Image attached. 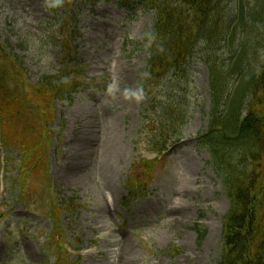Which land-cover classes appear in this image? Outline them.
<instances>
[{
    "label": "rangeland",
    "instance_id": "1",
    "mask_svg": "<svg viewBox=\"0 0 264 264\" xmlns=\"http://www.w3.org/2000/svg\"><path fill=\"white\" fill-rule=\"evenodd\" d=\"M237 1L228 0L227 10L233 11ZM50 7L48 0H0V40L23 59L30 85L61 70L60 50L39 40L46 28L41 22L54 18ZM77 9V36L70 41L86 64L87 87L73 95L72 102L55 104L58 120L52 126L48 170L42 167V177L28 179L31 207L18 201V167H9L0 189V264H55L56 253L65 264H217L230 204L209 153L197 143L209 125L206 65L198 59L186 81L168 78L172 88L163 84L157 103L178 105L180 142L152 172V193L123 205L131 170L141 157L154 158L148 137L140 134L145 114L139 72L149 54L135 48L151 30L154 14L138 10L129 15L115 3L91 15L85 6ZM238 38L251 41L264 59L263 20L247 32L240 30ZM198 54H203L201 49ZM218 56L225 64L231 57L227 51ZM104 75L105 91L88 86ZM27 117L22 115L23 127L31 125H25ZM10 156L17 160V155ZM46 174L60 200L77 199V208L62 213L59 226L50 217ZM137 176L144 178L142 172ZM106 193L114 200L115 212L108 208ZM197 226L206 233L202 241Z\"/></svg>",
    "mask_w": 264,
    "mask_h": 264
},
{
    "label": "trees",
    "instance_id": "2",
    "mask_svg": "<svg viewBox=\"0 0 264 264\" xmlns=\"http://www.w3.org/2000/svg\"><path fill=\"white\" fill-rule=\"evenodd\" d=\"M61 1L72 16L75 2L97 5L109 0ZM227 1L120 0L124 6L142 5L156 12L153 30L144 39L151 59L142 81L149 93H156L169 74L183 75L200 44L210 49L211 116L198 142L210 154V166L230 201L217 264H264V59L251 41L238 38L240 30L247 32L251 25L264 21V0H238L233 11L227 10ZM71 21L65 27L73 26L75 17ZM68 42L64 41L66 47ZM218 48L235 49L226 65L221 66L216 59ZM68 50L73 52L70 47ZM22 65L14 49L0 41L2 146L21 152L26 162L34 158L32 154L40 146L46 149L51 136L48 127L57 114L55 103L73 101L77 77L59 73L44 76L38 86L30 85ZM30 114L36 120H29ZM22 115L28 116L25 125L30 126H22ZM145 126L144 131L156 129L164 140L177 137L179 132L170 118L148 121ZM163 126L168 128L166 135L162 134ZM155 163L146 162L145 166L153 167ZM62 206L71 212L74 200L62 202ZM198 235L202 241L205 232L198 229Z\"/></svg>",
    "mask_w": 264,
    "mask_h": 264
},
{
    "label": "bare ground",
    "instance_id": "3",
    "mask_svg": "<svg viewBox=\"0 0 264 264\" xmlns=\"http://www.w3.org/2000/svg\"><path fill=\"white\" fill-rule=\"evenodd\" d=\"M108 182L110 184V186L113 184L112 180L111 179H108ZM106 185V184H105ZM121 258H122V254H121Z\"/></svg>",
    "mask_w": 264,
    "mask_h": 264
}]
</instances>
